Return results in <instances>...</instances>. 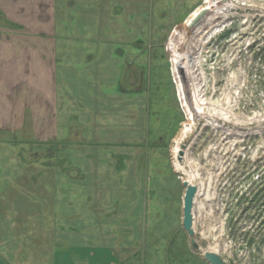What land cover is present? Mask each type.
Here are the masks:
<instances>
[{
    "label": "rangeland",
    "instance_id": "374dc122",
    "mask_svg": "<svg viewBox=\"0 0 264 264\" xmlns=\"http://www.w3.org/2000/svg\"><path fill=\"white\" fill-rule=\"evenodd\" d=\"M56 1V32L47 39L59 46L57 86L71 99L72 76L85 78L91 107L74 127L63 101L57 119L66 127L49 132L37 127V115L17 111L15 127L0 133V208L14 216L0 218V239L33 257L37 246L53 249L59 224H90L78 231L94 256L121 245L123 264L134 250L135 264H198L191 252L209 264L206 251L227 264H264V0H231L180 66L176 33L209 0ZM77 132L79 144L67 143ZM184 181L198 188L193 236L183 223ZM73 200L74 217L84 220L69 221ZM132 201L144 211L135 230L122 228L130 219L115 207L111 221L96 218L101 203ZM4 253L6 264H17Z\"/></svg>",
    "mask_w": 264,
    "mask_h": 264
},
{
    "label": "crops",
    "instance_id": "0c3cea01",
    "mask_svg": "<svg viewBox=\"0 0 264 264\" xmlns=\"http://www.w3.org/2000/svg\"><path fill=\"white\" fill-rule=\"evenodd\" d=\"M57 12L58 3L56 0H0V133H7L15 127L14 123L17 111L23 117L28 112L31 116L37 115L39 120L45 119L44 123H42L36 118L35 123L38 124L37 127H44L43 132L52 131L53 128L51 127H66L62 125V121L57 119L62 113L63 101H70L73 115L72 120L75 122V126H72L74 127H78L77 119H79V114L83 113L84 116L85 113L90 111L91 103L89 93L92 92V89L85 82V78L77 79L72 76L70 81L71 99L65 93L63 95L62 90L57 86V83L60 82V78L56 75L57 63L61 61V57L57 59L59 46L47 39L49 35H53L56 32ZM68 83L65 80V84ZM125 93H128L126 88ZM97 102L101 106V99ZM51 113L54 115V119L52 120V123H55L54 125L50 124ZM76 135L75 137L77 139L75 141L70 140L67 143L79 144L77 142L78 132ZM67 143L65 145H68ZM81 146L84 145L81 144ZM27 162H30V160L28 159ZM31 193L30 190L24 189V194L27 196L34 195ZM131 193L129 195H134L133 192ZM114 194L118 195L119 191L118 193L114 191ZM130 203L134 202H127L124 205L118 204L116 206L105 203H101V205L97 204L100 208L96 211V218L111 221L110 207H115L118 213H124L123 220L130 219L127 222L128 225L130 222L129 227L122 228H132L135 230L133 225L138 222L137 218L141 216L144 218V211L141 204V206L134 204L135 206L132 207ZM75 204L76 202L73 200L71 204L73 210L70 212L71 220H69L71 222L84 220L82 217H74L79 211L75 210ZM89 205L86 207L87 209H89ZM100 209L102 210L100 211ZM64 210L67 211L68 209ZM85 210L82 211L84 212ZM4 212L6 211L0 208V218L4 215L10 222L14 216L12 215L10 219L6 214H3ZM128 212L130 213L127 215ZM101 213L102 216H100ZM113 220L116 222L117 220L120 221L121 218L114 215ZM98 221L100 222V220ZM89 222H93V220L89 219ZM84 226H87V229H89L92 225L83 224L79 226L73 224L65 226L59 224L57 226L58 230H54V237L52 238L53 249H50L47 253V244L37 246L32 250L33 257L31 255L29 256L28 252H18V249L9 248L10 243L5 239L6 237H2L0 244L3 248V252L1 253L3 257H0V260L6 264L5 262H8L7 254L4 251H9L14 258L13 260H17V264H39L36 262V257L40 256V251L43 252V264H123L119 251L124 254L126 251L123 250L121 245L117 247L114 244L112 246L113 251L109 248L107 251L104 247L103 249L105 250L99 256L95 257L92 250L93 247L89 245L87 233L81 235V237L79 236L78 230L86 229ZM63 228L74 229V232L70 236L64 237L67 233L59 230ZM60 231L64 234L61 237ZM76 237L78 245L70 247L73 245L72 242H75ZM119 239L123 240L121 238ZM58 241H61V244ZM99 243L108 244V241L101 238V242ZM124 248H129V246ZM58 249L67 250V252L59 251ZM129 249L131 250V248ZM36 252H38V255L35 254ZM128 256H130L129 263L135 264V260L131 257L136 256V250L128 254Z\"/></svg>",
    "mask_w": 264,
    "mask_h": 264
},
{
    "label": "bare ground",
    "instance_id": "6f19581e",
    "mask_svg": "<svg viewBox=\"0 0 264 264\" xmlns=\"http://www.w3.org/2000/svg\"><path fill=\"white\" fill-rule=\"evenodd\" d=\"M209 1L210 5L202 7L201 9H196L192 13V16L180 26V29L176 33L172 50L174 53L173 59L178 62L179 66L185 63L186 60H192V54L194 53L193 51L196 48L199 39L206 37L208 30L215 25V22L222 20L224 13L233 7L231 0ZM213 11L216 12L209 14ZM191 31L194 33L192 34ZM188 62H186L185 65H187ZM182 70L183 69L180 68L179 72H181V74L183 73L184 76V72H182ZM198 112L200 114L202 111L199 109L196 113ZM180 151L182 150L178 147L176 152L180 153Z\"/></svg>",
    "mask_w": 264,
    "mask_h": 264
},
{
    "label": "water",
    "instance_id": "95a60500",
    "mask_svg": "<svg viewBox=\"0 0 264 264\" xmlns=\"http://www.w3.org/2000/svg\"><path fill=\"white\" fill-rule=\"evenodd\" d=\"M184 154V151H180V156ZM184 185L187 187L186 194L184 197V228L185 230L193 236L195 234V230L193 228V206H194V199L198 188L196 185L190 184L188 181L183 182ZM192 244L194 248H198V243L193 238ZM204 257L209 264H227V262L221 257L220 254L214 251H206L204 253Z\"/></svg>",
    "mask_w": 264,
    "mask_h": 264
},
{
    "label": "trees",
    "instance_id": "16d2710c",
    "mask_svg": "<svg viewBox=\"0 0 264 264\" xmlns=\"http://www.w3.org/2000/svg\"><path fill=\"white\" fill-rule=\"evenodd\" d=\"M140 196H141V193H140ZM184 253H182V255H183ZM188 255H189V253H187ZM191 254H193L194 255V257L197 259V262H198V264H200V260H198V258L196 257V255L193 253V252H191ZM204 264H205V262H203ZM202 263V264H203Z\"/></svg>",
    "mask_w": 264,
    "mask_h": 264
}]
</instances>
